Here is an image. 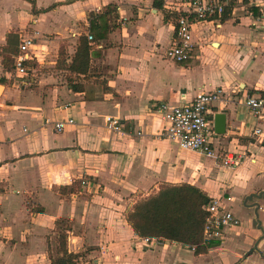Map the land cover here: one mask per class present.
<instances>
[{
	"label": "crops",
	"instance_id": "0c3cea01",
	"mask_svg": "<svg viewBox=\"0 0 264 264\" xmlns=\"http://www.w3.org/2000/svg\"><path fill=\"white\" fill-rule=\"evenodd\" d=\"M165 1L0 0V264H51L63 256L59 235L74 264H264V113L245 105L264 98V5L231 0L221 17L194 22L190 58L177 63L164 57L176 18ZM26 36L34 59L20 77L13 61ZM80 38L84 73L70 69ZM217 89L206 118L218 158L162 136L161 103ZM226 154L240 163L223 166ZM180 185L223 199L239 225L208 245L201 229V251L139 236L133 206Z\"/></svg>",
	"mask_w": 264,
	"mask_h": 264
},
{
	"label": "built area",
	"instance_id": "2783aa9c",
	"mask_svg": "<svg viewBox=\"0 0 264 264\" xmlns=\"http://www.w3.org/2000/svg\"><path fill=\"white\" fill-rule=\"evenodd\" d=\"M231 0H166L164 8L170 15H175V31L172 43L166 49L164 57L170 61L181 63L190 58L193 48L191 26L194 22L221 17ZM264 5V0H262ZM175 13V14H174ZM264 16V10L262 12ZM92 39L91 36L88 37ZM33 37H23L14 56L13 67L20 77L28 76V63L33 61ZM220 89L211 92H198L194 97L179 105L161 103L157 113L164 122L162 136L175 142L182 150L203 154L207 157L218 158L213 148V131L206 118L209 107L219 100ZM247 108L257 117L264 113V98L248 97L245 101ZM71 119L56 122L54 129L62 131L66 125L72 124ZM107 128L118 130V122L111 117L106 118ZM254 134H260L255 129ZM241 157L226 154L221 158L223 166L235 168ZM86 184V182L84 183ZM206 217L202 227V244L208 245L219 239L223 229L239 225V219L223 206V199L213 198L204 206ZM146 243L158 244L157 238H145ZM194 249V247H192ZM82 264H95L86 261Z\"/></svg>",
	"mask_w": 264,
	"mask_h": 264
},
{
	"label": "trees",
	"instance_id": "16d2710c",
	"mask_svg": "<svg viewBox=\"0 0 264 264\" xmlns=\"http://www.w3.org/2000/svg\"><path fill=\"white\" fill-rule=\"evenodd\" d=\"M89 45L80 38L79 47L70 69L84 73L87 69ZM3 64L9 66L10 59ZM209 199L198 189L188 186L162 187L155 195L137 202L127 215L133 230L141 237H158L186 245H196L201 251V229L206 217L204 206ZM59 247L63 256L51 264H74V256L66 254L65 238L59 235ZM201 249V250H200Z\"/></svg>",
	"mask_w": 264,
	"mask_h": 264
},
{
	"label": "water",
	"instance_id": "95a60500",
	"mask_svg": "<svg viewBox=\"0 0 264 264\" xmlns=\"http://www.w3.org/2000/svg\"><path fill=\"white\" fill-rule=\"evenodd\" d=\"M1 91V87H0ZM226 120L225 115L222 113L214 116V133L216 135H223L225 133Z\"/></svg>",
	"mask_w": 264,
	"mask_h": 264
}]
</instances>
